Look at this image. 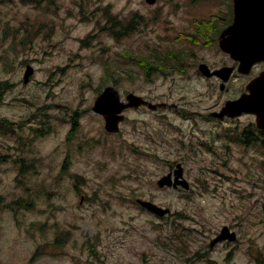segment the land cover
<instances>
[{"label": "rangeland", "instance_id": "rangeland-1", "mask_svg": "<svg viewBox=\"0 0 264 264\" xmlns=\"http://www.w3.org/2000/svg\"><path fill=\"white\" fill-rule=\"evenodd\" d=\"M228 5L0 0V264H264V154L229 139L251 118H209L263 69L236 71L225 91L199 72L233 63L209 43ZM136 13L144 22L129 36L104 28ZM172 50L180 71L144 70ZM110 86L123 102L133 93L179 112L125 110L107 133L92 108ZM178 164L189 190L160 188ZM225 227L237 241L211 248Z\"/></svg>", "mask_w": 264, "mask_h": 264}, {"label": "water", "instance_id": "water-1", "mask_svg": "<svg viewBox=\"0 0 264 264\" xmlns=\"http://www.w3.org/2000/svg\"><path fill=\"white\" fill-rule=\"evenodd\" d=\"M149 5H155L157 0H146ZM221 49L230 54L231 57L240 61L241 65L239 73L249 75L257 61H264V0H234V23L231 27L225 30L220 37ZM200 71L207 78L219 76L223 82L220 86L221 91H224L226 84L231 79L234 72L231 68H225L215 73L209 72L206 65L200 66ZM34 74L33 67H27L24 76V84L30 82V78ZM249 94L241 99L228 102L221 113H215L214 117L223 119L224 116L236 118L243 112L250 110L257 117V126L264 130V72L253 80L248 86ZM127 102V103H126ZM126 102L121 100L118 90L114 87H107L100 94L95 102L94 113L102 116L105 119V129L109 133H118L120 131V123L125 120L122 113L129 109H139L142 106H147L149 110L156 111L158 109L170 108L166 104H153L142 97L135 94H130L126 97ZM183 168L178 165L175 171L174 182L171 175L165 176L158 181L160 188L183 186L189 190L187 181H183ZM137 203L151 213L163 217L171 211L162 209L155 204L137 200ZM237 241V234L225 227L221 234L211 243V248H214L223 241Z\"/></svg>", "mask_w": 264, "mask_h": 264}, {"label": "flooded vegetation", "instance_id": "flooded-vegetation-1", "mask_svg": "<svg viewBox=\"0 0 264 264\" xmlns=\"http://www.w3.org/2000/svg\"><path fill=\"white\" fill-rule=\"evenodd\" d=\"M233 1L234 0H229L228 14L225 15L224 17H222L220 26L215 25L212 22L210 23L212 36L209 39V43L211 44V46H215V44L218 43L220 50L224 54L228 55L233 63L228 65V66H223V67L215 69V70L209 69V67L205 64L207 66L209 72H211V73H215L216 71H220V70L225 69V68H231L234 70V73H235L236 71H238V69L240 68V65H241L240 61L233 59L228 53L224 52L220 47V37H221L222 33L225 30H227L229 27H231L233 24V21H234V4H233ZM215 39H217L216 42H214ZM259 67H261L264 71V61L255 62L254 66L252 68V71H253V69L259 68ZM263 71H260L259 73H261ZM199 72L202 75V72L200 71V66H199ZM249 75H245V76H249ZM233 76H234V74H233ZM243 76L244 75L239 74L238 77H243ZM213 78H216V80H218L221 84L222 80L219 76L216 75V76L212 77L211 79H213ZM255 79L256 78H253L248 82V84L245 87V92L242 93V95L239 97V99H241L242 97H245L249 94L248 86ZM146 100H148V99H146ZM235 100H237V99H235ZM229 101H234V100H228L225 102V104ZM225 104L220 107L219 111H221L224 108ZM142 108H147V107H142ZM142 108H140V109H142ZM167 110L179 112V108H177L176 105H171L170 108H168ZM158 111H160V110H158ZM162 111H164V110H162ZM215 113H218V112H214L209 116V118L211 120H214L216 122H221L223 120H226V121L231 120V118H228L227 116H224L223 119L215 118L214 117ZM242 117H250L251 123L246 127H244L245 125H243V127L241 128V131H239V129L231 130V137L229 139L231 141H234V142L241 144V138H242V143L246 144L250 148L261 149L263 151V154H264V130L257 126L256 115L254 113H252L250 110H247L246 112H243L240 116L236 117L234 120L241 119ZM233 124H235V123H233ZM243 138H244V140H243ZM172 169H171V171H169V174H172L174 172V169L173 170ZM231 231H233V230H231ZM233 232H235V231H233Z\"/></svg>", "mask_w": 264, "mask_h": 264}, {"label": "trees", "instance_id": "trees-1", "mask_svg": "<svg viewBox=\"0 0 264 264\" xmlns=\"http://www.w3.org/2000/svg\"><path fill=\"white\" fill-rule=\"evenodd\" d=\"M202 0H192V2L197 3L200 2ZM111 18V23L113 24V20L115 21L116 19H112ZM144 22V18L143 16L139 15V14H133L131 16V18L128 20V22H122L121 20H116L114 22L113 26H109V27H104L107 31H109L110 33L113 32L114 36L119 39L121 36L123 35L125 36H129L132 33L137 32V30L139 29V27L143 24ZM119 23V24H118ZM210 23V21H209ZM208 23V26H209ZM115 26H117V30L115 31ZM210 27V26H209ZM110 29V30H109ZM209 30V29H208ZM199 32V36L201 35L200 31ZM182 36V35H181ZM181 36L179 37V39L181 38ZM187 37V41L190 43H194L197 45V42L194 40L196 37L193 38V40L189 39L191 37L186 36ZM207 38V37H206ZM217 39H215L214 42H216ZM185 41V42H187ZM187 55V54H185ZM154 58H156L155 60H153L155 62V64L157 65V69L154 71L153 69H150L149 67H144V70L149 74L152 71L154 72V74H158V73H171V72H175V71H180V69L178 68V65L182 64V60L183 57H181V54L178 53V51H165V52H160L159 54H157ZM142 67V66H141ZM174 70V71H172ZM183 73V72H182ZM4 84L6 86H8V82H4ZM1 122V121H0ZM5 120H3L0 125L4 124ZM47 132H44L43 129H36L35 130V134L38 137H43L46 133H49L50 128L47 129ZM65 164L68 163V159H66Z\"/></svg>", "mask_w": 264, "mask_h": 264}]
</instances>
